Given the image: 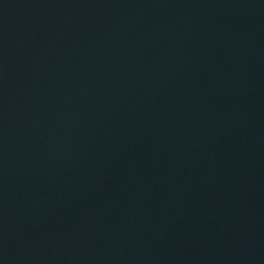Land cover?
Returning <instances> with one entry per match:
<instances>
[{"label": "water", "instance_id": "1", "mask_svg": "<svg viewBox=\"0 0 264 264\" xmlns=\"http://www.w3.org/2000/svg\"><path fill=\"white\" fill-rule=\"evenodd\" d=\"M0 264H264V0H0Z\"/></svg>", "mask_w": 264, "mask_h": 264}]
</instances>
